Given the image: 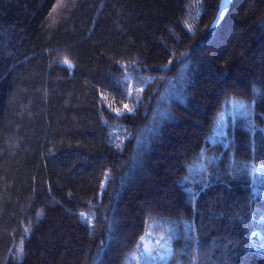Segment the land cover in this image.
Listing matches in <instances>:
<instances>
[{
  "label": "trees",
  "instance_id": "1",
  "mask_svg": "<svg viewBox=\"0 0 264 264\" xmlns=\"http://www.w3.org/2000/svg\"><path fill=\"white\" fill-rule=\"evenodd\" d=\"M218 4L0 0V264H264V0Z\"/></svg>",
  "mask_w": 264,
  "mask_h": 264
},
{
  "label": "rangeland",
  "instance_id": "2",
  "mask_svg": "<svg viewBox=\"0 0 264 264\" xmlns=\"http://www.w3.org/2000/svg\"><path fill=\"white\" fill-rule=\"evenodd\" d=\"M240 106L238 102H229L226 106H224L222 112L219 115V124L217 125V131L225 125L226 116L233 115L235 109ZM215 133V129H214ZM148 238L144 239L141 243L140 248L132 254L131 257H128V263L126 264H139V260L146 259L155 263L158 262L157 259L163 258L166 254L161 250L167 247L166 239L163 235L152 234V238H150V232L147 235ZM157 257V259H156Z\"/></svg>",
  "mask_w": 264,
  "mask_h": 264
},
{
  "label": "water",
  "instance_id": "3",
  "mask_svg": "<svg viewBox=\"0 0 264 264\" xmlns=\"http://www.w3.org/2000/svg\"><path fill=\"white\" fill-rule=\"evenodd\" d=\"M231 2L232 0H219L217 14L215 16L213 24H217L221 21V19L226 14Z\"/></svg>",
  "mask_w": 264,
  "mask_h": 264
}]
</instances>
